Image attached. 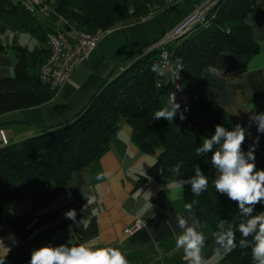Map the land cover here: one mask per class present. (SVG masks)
<instances>
[{
	"label": "trees",
	"instance_id": "1",
	"mask_svg": "<svg viewBox=\"0 0 264 264\" xmlns=\"http://www.w3.org/2000/svg\"><path fill=\"white\" fill-rule=\"evenodd\" d=\"M257 1L218 0L203 21L194 23L166 46L182 62L183 88L190 98L198 130L191 126L185 114L186 119L181 120L179 112L172 121L154 119V113L167 103L159 92L162 77L151 71L153 64H160V50L152 49L113 77L115 68L75 116L59 124L43 126L38 134L0 147V224L7 202L24 199L32 189L46 183L64 187L75 172L96 163L109 149L123 116L133 127L134 143L143 152L160 150L154 165L139 176V184L149 177L165 178L170 182L190 180L200 168L208 177V188L196 197L190 183L185 184V202L196 201L192 214L200 223H210L216 232L219 222L224 221L225 228L236 233L237 248L225 256L228 264H252L251 249L239 247L242 237L238 224L245 217L236 202L214 188L216 178L211 156L215 146L213 151L201 156L197 155L196 148L204 138H211L216 125L232 130L203 98L207 75L204 69L216 66L219 55L227 51L231 53V70H243L260 52V45L246 22ZM181 3L169 0H56L54 11L64 29L74 27L98 34L161 11L168 13ZM20 6L13 0H0V15L6 13L16 17L22 29L37 38L38 45L33 50L26 45H14L15 75L0 77V116L39 107L57 94L40 78V68L49 54L47 35L55 29L44 28L37 16L21 12ZM199 132L203 137L196 135ZM176 164L180 165L178 175L170 171ZM263 210L264 203H258L253 214Z\"/></svg>",
	"mask_w": 264,
	"mask_h": 264
},
{
	"label": "crops",
	"instance_id": "2",
	"mask_svg": "<svg viewBox=\"0 0 264 264\" xmlns=\"http://www.w3.org/2000/svg\"><path fill=\"white\" fill-rule=\"evenodd\" d=\"M246 22L251 26L254 40L260 45V52L250 60L246 69L237 71L230 68L231 53L222 52L216 64L222 70L221 74L206 75L202 94L213 112L231 129L240 124L247 130L243 144L245 152L259 136L255 165L256 170H264V133L257 132V126L251 119L256 113H264V0L257 1ZM191 26L188 25L185 31ZM255 26L261 31L257 32ZM53 28L64 30L62 23H54ZM9 29L0 22V77L5 78L15 75L17 55L14 45H23L16 39L17 29L11 33ZM87 61L77 67L61 94L70 82L75 83ZM10 68L14 69V75L9 73ZM159 86L165 87L163 83ZM251 103L255 108L249 111ZM34 109L38 108L19 112L29 113ZM64 121L62 118L50 121L24 116L0 123V147L35 135L42 131L43 126ZM3 125L7 127H1ZM132 135L133 127L126 118H122L109 149L92 166L75 172L67 185L57 188L46 183L32 189L24 199L4 205L0 224V259L4 258V264H29L32 250L49 244H67L70 239L93 248H118L126 256L128 264H188L183 259L182 250L175 247V238L183 231L178 227L176 217L183 216L189 224L193 223V218L198 220L183 208L186 203L184 191L180 200L167 199L168 191L176 182L149 177L145 183L139 184V176L146 174L154 165L160 150L143 152L134 143ZM98 175L103 178L97 179ZM82 193L94 199L87 200ZM73 209L75 221L65 217V213ZM137 219L142 224L133 232H127L126 229L132 227ZM199 225L197 230L205 234L203 254L208 264H228L225 260L227 253L214 251L217 245L213 225L200 222Z\"/></svg>",
	"mask_w": 264,
	"mask_h": 264
},
{
	"label": "clouds",
	"instance_id": "3",
	"mask_svg": "<svg viewBox=\"0 0 264 264\" xmlns=\"http://www.w3.org/2000/svg\"><path fill=\"white\" fill-rule=\"evenodd\" d=\"M256 30L261 31L257 27ZM151 71L161 77L165 75V69L159 63L153 64ZM221 71L218 67L211 65L204 69L208 76H219ZM9 73L14 75V69L10 68ZM180 108L181 105L177 102L175 93H170L167 105L154 113V119L163 118L172 121L179 112V118L184 120L186 116L180 112ZM254 108L255 105L251 103L249 111ZM251 119L257 126V132L264 133V113H256ZM247 135V130L240 124H236L232 130L216 125L214 134L211 138L203 139L201 146L196 148V153L201 156L213 151L215 146L211 156V165L218 171L214 180L215 191L226 194L231 201L237 203L241 215L245 217L238 224V231L242 237L239 240V247L251 249L252 264H264V211L253 214L255 206L258 203H264V170H256L255 165V149L259 143V136L245 152L243 144ZM170 171L178 175L180 165L176 164L170 168ZM102 178L103 176H97V179ZM189 183L192 194L199 197L207 190L209 181L201 169L197 168L195 177L174 183L168 191L167 199L170 201L182 199L184 185ZM82 194L87 200L94 199L91 195ZM194 203L196 201L185 203L184 210L192 214ZM65 217L75 221V210L67 211ZM176 219L178 227L183 231L176 236L175 247L177 250H182L183 259L188 264H208L203 254L205 234L197 230L200 227L199 222L193 218V223L189 224L188 219L180 215ZM217 227L219 231L214 233L217 245L214 251L218 254L231 253L237 248L236 233L231 228L226 229L224 221H220ZM0 264H4V258L0 259ZM29 264H128V260L118 248H93L70 239L67 244L59 246L49 244L32 250Z\"/></svg>",
	"mask_w": 264,
	"mask_h": 264
},
{
	"label": "rangeland",
	"instance_id": "4",
	"mask_svg": "<svg viewBox=\"0 0 264 264\" xmlns=\"http://www.w3.org/2000/svg\"><path fill=\"white\" fill-rule=\"evenodd\" d=\"M206 1H183L168 13L161 11L146 20L118 24L100 40L97 49L90 57V61L83 65L84 69L80 71L74 84L70 82L62 94L61 92L57 93L51 101L36 107L38 108L36 110L34 109L29 113L9 112L2 115V117L0 116V123L12 121V119H22L24 116H37L50 121L61 118L66 121L75 116L103 85L115 68L112 74L113 77L148 52L161 36L171 34L178 25L194 13L196 4ZM20 7L21 12H27L25 8ZM37 18L44 28L53 27L54 23H61L54 15L48 18L38 13ZM0 22L10 28V33L17 29L15 33L18 43L28 46L31 50L38 45L37 38L30 32L22 30L20 22L12 14H1ZM159 92L165 103H168L167 89L159 86ZM81 105L83 106L81 107ZM122 118L124 117L120 118L119 125ZM1 127L7 126L3 125ZM196 135L203 137L200 132Z\"/></svg>",
	"mask_w": 264,
	"mask_h": 264
},
{
	"label": "built area",
	"instance_id": "5",
	"mask_svg": "<svg viewBox=\"0 0 264 264\" xmlns=\"http://www.w3.org/2000/svg\"><path fill=\"white\" fill-rule=\"evenodd\" d=\"M19 3L31 14L37 16L38 13L50 18L56 15L54 4L56 0H13ZM186 0H169L170 3L183 2ZM218 0H207L204 3L196 4L194 13L189 16V20L183 25L178 26L171 34L164 36L158 42L153 44L152 49L160 50V64L165 69V75L160 80L169 94L175 93L176 100L180 103V110L187 116L189 123L195 129L196 117L191 106L190 98L183 88V66L179 58L175 57L171 50L166 46L175 40L179 35L185 32L188 25L203 21L207 13L217 3ZM57 16V15H56ZM149 17L143 18L146 20ZM141 20V21H142ZM106 30L98 34H91L84 30L74 27L66 30H54L47 35L49 54L40 68L41 80L48 84L56 93L69 82L77 67L90 59L93 52L97 49L100 40L110 31ZM149 50V51H150ZM215 178L218 171L213 169ZM142 224L141 220H135L132 227L126 229L127 232H133ZM150 264V263H143Z\"/></svg>",
	"mask_w": 264,
	"mask_h": 264
},
{
	"label": "water",
	"instance_id": "6",
	"mask_svg": "<svg viewBox=\"0 0 264 264\" xmlns=\"http://www.w3.org/2000/svg\"><path fill=\"white\" fill-rule=\"evenodd\" d=\"M189 1H192V0H189ZM189 20V17L181 24V25H183L184 23H186L187 21ZM111 75V74H110ZM109 75V76H110Z\"/></svg>",
	"mask_w": 264,
	"mask_h": 264
}]
</instances>
